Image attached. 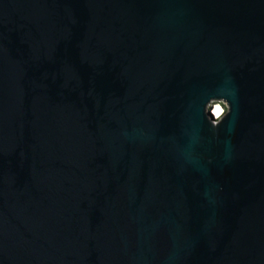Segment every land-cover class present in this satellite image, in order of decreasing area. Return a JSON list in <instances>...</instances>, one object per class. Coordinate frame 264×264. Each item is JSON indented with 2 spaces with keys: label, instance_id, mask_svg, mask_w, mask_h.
Returning <instances> with one entry per match:
<instances>
[{
  "label": "water",
  "instance_id": "obj_1",
  "mask_svg": "<svg viewBox=\"0 0 264 264\" xmlns=\"http://www.w3.org/2000/svg\"><path fill=\"white\" fill-rule=\"evenodd\" d=\"M0 264H264V0H0Z\"/></svg>",
  "mask_w": 264,
  "mask_h": 264
},
{
  "label": "rangeland",
  "instance_id": "obj_2",
  "mask_svg": "<svg viewBox=\"0 0 264 264\" xmlns=\"http://www.w3.org/2000/svg\"><path fill=\"white\" fill-rule=\"evenodd\" d=\"M209 107L218 119L224 115L227 109L223 102H212Z\"/></svg>",
  "mask_w": 264,
  "mask_h": 264
}]
</instances>
